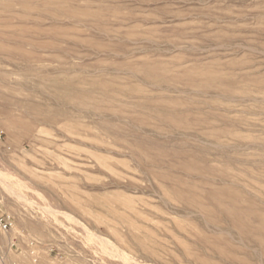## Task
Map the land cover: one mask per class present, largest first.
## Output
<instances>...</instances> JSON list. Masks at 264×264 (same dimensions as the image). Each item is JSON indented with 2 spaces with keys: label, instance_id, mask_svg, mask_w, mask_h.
I'll return each mask as SVG.
<instances>
[{
  "label": "rangeland",
  "instance_id": "1",
  "mask_svg": "<svg viewBox=\"0 0 264 264\" xmlns=\"http://www.w3.org/2000/svg\"><path fill=\"white\" fill-rule=\"evenodd\" d=\"M0 129V264H264V0H0Z\"/></svg>",
  "mask_w": 264,
  "mask_h": 264
},
{
  "label": "bare ground",
  "instance_id": "2",
  "mask_svg": "<svg viewBox=\"0 0 264 264\" xmlns=\"http://www.w3.org/2000/svg\"><path fill=\"white\" fill-rule=\"evenodd\" d=\"M178 63V62H177ZM222 93V92H221ZM162 109V108H161ZM188 111V110H187ZM189 113V112H188ZM199 120V119H198ZM201 120V119H200ZM201 124V123H200ZM195 125V124H194ZM197 125V124H196ZM205 125V124H203ZM211 126V125H210ZM214 126V124H213ZM195 129V128H194ZM221 132V131H220ZM218 137V136H217ZM218 143V142H217ZM254 144V143H253ZM223 146V145H222ZM221 146V147H222ZM142 152V151H141ZM238 178V176H237ZM175 189V188H174ZM172 190V189H171ZM239 190V189H238ZM174 191V190H173ZM176 192V189H175ZM183 193V192H182ZM189 193V192H188ZM193 193V192H192ZM191 194V193H190ZM209 194V193H208ZM212 194L217 200H224L228 198L230 201L229 205L224 209V213L231 220L230 222L239 227L240 234L252 237L251 240L258 242L264 246V213L248 202L247 210L250 216L249 218L244 217L245 211L236 207V201L240 196L236 190H232L228 187H220L215 189ZM210 195V194H209ZM179 196V195H178ZM184 196V195H183ZM101 197V196H100ZM194 197V196H193ZM105 198V197H104ZM188 198V195H187ZM192 198V197H191ZM210 198V197H209ZM102 199V198H101ZM180 199V198H179ZM186 199V198H185ZM189 199V198H188ZM193 199V198H192ZM198 199V198H197ZM214 199V198H213ZM103 200V199H102ZM200 200V199H199ZM245 200V199H244ZM218 201V202H219ZM192 202V201H191ZM217 202V201H216ZM223 202V201H222ZM218 204V203H217ZM221 204V203H220ZM207 206V205H206ZM205 206V208H206ZM209 211V210H208ZM255 218V220L253 219ZM133 224V223H132ZM237 225V226H236ZM135 226V225H134ZM134 228V227H133ZM146 228V227H145ZM235 229V228H234ZM219 249V248H218ZM193 255V254H191ZM228 257V256H227Z\"/></svg>",
  "mask_w": 264,
  "mask_h": 264
},
{
  "label": "built area",
  "instance_id": "3",
  "mask_svg": "<svg viewBox=\"0 0 264 264\" xmlns=\"http://www.w3.org/2000/svg\"><path fill=\"white\" fill-rule=\"evenodd\" d=\"M5 139V131L0 129V142ZM16 227L15 216L7 211L0 198V232L8 233L11 232Z\"/></svg>",
  "mask_w": 264,
  "mask_h": 264
}]
</instances>
